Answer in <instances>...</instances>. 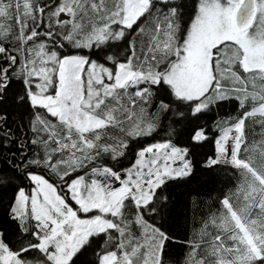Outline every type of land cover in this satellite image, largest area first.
I'll list each match as a JSON object with an SVG mask.
<instances>
[{"label":"snow or ice","instance_id":"obj_1","mask_svg":"<svg viewBox=\"0 0 264 264\" xmlns=\"http://www.w3.org/2000/svg\"><path fill=\"white\" fill-rule=\"evenodd\" d=\"M197 167L227 185L180 240L161 193ZM0 189V264H264V0H0Z\"/></svg>","mask_w":264,"mask_h":264},{"label":"trees","instance_id":"obj_2","mask_svg":"<svg viewBox=\"0 0 264 264\" xmlns=\"http://www.w3.org/2000/svg\"><path fill=\"white\" fill-rule=\"evenodd\" d=\"M125 45L121 44L118 55L123 52ZM85 53L88 50H84ZM113 52H117L113 49ZM96 58V57H94ZM13 87H16L14 84ZM11 116L8 120L9 126L17 133L20 138H30L31 132L28 129L29 113L23 109L11 106L9 108ZM235 107L232 104L224 103L219 109V119H227L229 115L235 114ZM217 109H213L211 113L201 117L198 123L204 126L205 123L209 129H214V121L218 118ZM171 116V113H169ZM171 120L164 119L163 126L158 129V132L152 137L141 138L139 144L133 143L130 146L129 154L124 157L121 162V167H128L130 162L135 158V151L138 147H144L147 144L154 143L161 137H165L168 131V125ZM173 129L177 132L180 130V125L173 124ZM210 139L204 144L202 151L209 155L214 152L215 135L212 132L208 133ZM184 134L176 136L173 134V143L178 146H183ZM19 183V181H17ZM227 185V180L222 174H216L197 167L195 176L192 179H186L183 182H168L166 188L161 195L168 197V206L172 210L173 219L169 222L171 225L170 230L180 239L184 240L198 230L203 224V218L206 217L208 212L212 211L218 205L209 201V194H217L224 190ZM11 192L0 189V230H6L10 234L14 230V225L7 222L6 211L8 209V201L11 197ZM186 249L179 243L171 244L168 249L167 259L169 264H177L178 261L183 259V253ZM90 254L80 258L81 264L84 261L90 260Z\"/></svg>","mask_w":264,"mask_h":264},{"label":"rangeland","instance_id":"obj_3","mask_svg":"<svg viewBox=\"0 0 264 264\" xmlns=\"http://www.w3.org/2000/svg\"><path fill=\"white\" fill-rule=\"evenodd\" d=\"M94 58V57H93Z\"/></svg>","mask_w":264,"mask_h":264}]
</instances>
